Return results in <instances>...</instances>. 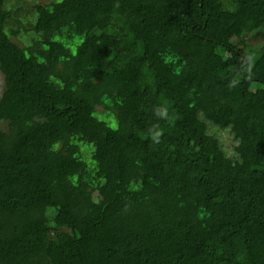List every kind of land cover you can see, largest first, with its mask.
I'll return each instance as SVG.
<instances>
[{
  "label": "trees",
  "instance_id": "obj_1",
  "mask_svg": "<svg viewBox=\"0 0 264 264\" xmlns=\"http://www.w3.org/2000/svg\"><path fill=\"white\" fill-rule=\"evenodd\" d=\"M0 74V264H264V0H0Z\"/></svg>",
  "mask_w": 264,
  "mask_h": 264
},
{
  "label": "rangeland",
  "instance_id": "obj_2",
  "mask_svg": "<svg viewBox=\"0 0 264 264\" xmlns=\"http://www.w3.org/2000/svg\"><path fill=\"white\" fill-rule=\"evenodd\" d=\"M40 2H47L49 0H38ZM2 82H3V79H2V76L0 74V89H1V86H2ZM220 137L221 139L223 140L225 146L227 147V150L230 151L231 149V138H230V135L227 133V132H221L220 133Z\"/></svg>",
  "mask_w": 264,
  "mask_h": 264
}]
</instances>
